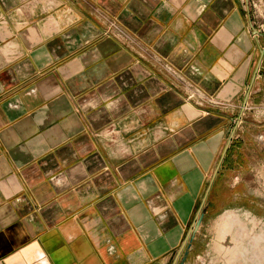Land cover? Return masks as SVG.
<instances>
[{"label":"crops","instance_id":"crops-1","mask_svg":"<svg viewBox=\"0 0 264 264\" xmlns=\"http://www.w3.org/2000/svg\"><path fill=\"white\" fill-rule=\"evenodd\" d=\"M255 30L243 0H0V264H204L230 143L264 154Z\"/></svg>","mask_w":264,"mask_h":264},{"label":"rangeland","instance_id":"rangeland-1","mask_svg":"<svg viewBox=\"0 0 264 264\" xmlns=\"http://www.w3.org/2000/svg\"><path fill=\"white\" fill-rule=\"evenodd\" d=\"M243 3L250 25L264 33V0ZM250 113L264 117V105L252 107ZM257 139L264 141V136L259 134ZM230 145L235 146L230 160L198 209L196 220L200 222L194 245L203 251L204 264H235L231 259L236 252L238 256L244 253V264H264V154L254 158L253 144L246 145L244 154L235 143ZM224 240L235 247L224 251V246L231 245Z\"/></svg>","mask_w":264,"mask_h":264},{"label":"clouds","instance_id":"clouds-1","mask_svg":"<svg viewBox=\"0 0 264 264\" xmlns=\"http://www.w3.org/2000/svg\"><path fill=\"white\" fill-rule=\"evenodd\" d=\"M30 264H48L46 259V253L41 249L39 253H37L32 260H30Z\"/></svg>","mask_w":264,"mask_h":264},{"label":"water","instance_id":"water-1","mask_svg":"<svg viewBox=\"0 0 264 264\" xmlns=\"http://www.w3.org/2000/svg\"><path fill=\"white\" fill-rule=\"evenodd\" d=\"M256 32H257V31L255 30V33H256ZM263 53H264V51H263V50H260V59H261ZM259 64H260V60L258 61V64H257L256 69H258ZM245 105H246V99H245L244 102H243L242 110L245 108ZM199 222H200V219L198 218V219L196 220L194 226H193L192 232H195V231L197 230V227H198Z\"/></svg>","mask_w":264,"mask_h":264}]
</instances>
